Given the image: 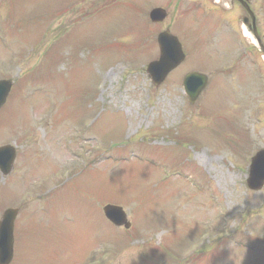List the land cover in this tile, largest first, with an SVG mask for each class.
I'll return each instance as SVG.
<instances>
[{
  "label": "rangeland",
  "instance_id": "rangeland-1",
  "mask_svg": "<svg viewBox=\"0 0 264 264\" xmlns=\"http://www.w3.org/2000/svg\"><path fill=\"white\" fill-rule=\"evenodd\" d=\"M250 1L264 45V0ZM234 3L0 0V79L14 80L0 145L29 147L7 181L0 173V216L19 209L14 264H264V187L247 191L244 177L264 148V55ZM154 7L165 17H149ZM162 31L178 37L185 58L153 84L145 67ZM191 71L208 77L192 103L182 86ZM94 171L102 191L85 204L98 210L91 222L101 232L83 235V222L43 199L53 172L81 187ZM102 198L124 206L129 230L108 227Z\"/></svg>",
  "mask_w": 264,
  "mask_h": 264
},
{
  "label": "water",
  "instance_id": "water-1",
  "mask_svg": "<svg viewBox=\"0 0 264 264\" xmlns=\"http://www.w3.org/2000/svg\"><path fill=\"white\" fill-rule=\"evenodd\" d=\"M156 13V14H155ZM157 16L156 20H160L164 16V11L161 9H154L151 12V16ZM154 18V17H152ZM158 42L160 47V57L157 61L151 62L148 65V73L154 83L161 82L166 74L178 65L184 58L181 47L176 38L169 35L167 32H163L158 36ZM205 77L201 74L190 73L184 79V87L191 100L199 93L204 86ZM10 82L0 81V106L5 102L6 96L10 89ZM5 159V164L11 161V149L9 147L0 148V167H2ZM264 182V151L259 152L253 159L250 168V177L248 179L249 186L252 188H258ZM107 216L112 219L116 224L124 222V217L120 210L108 206L105 208ZM4 222L0 224V262H6L10 256V250L8 244H11V218L8 221V231L3 227ZM128 226V224H126ZM3 227V228H2Z\"/></svg>",
  "mask_w": 264,
  "mask_h": 264
},
{
  "label": "flooded vegetation",
  "instance_id": "flooded-vegetation-1",
  "mask_svg": "<svg viewBox=\"0 0 264 264\" xmlns=\"http://www.w3.org/2000/svg\"><path fill=\"white\" fill-rule=\"evenodd\" d=\"M232 1L234 2V0H232ZM257 16H258V15H255V26H256V28H257V26H258L257 23H258V20H259V17L257 18Z\"/></svg>",
  "mask_w": 264,
  "mask_h": 264
},
{
  "label": "bare ground",
  "instance_id": "bare-ground-1",
  "mask_svg": "<svg viewBox=\"0 0 264 264\" xmlns=\"http://www.w3.org/2000/svg\"><path fill=\"white\" fill-rule=\"evenodd\" d=\"M202 160H204V159L201 158V161H202ZM204 163H205V160H204Z\"/></svg>",
  "mask_w": 264,
  "mask_h": 264
}]
</instances>
